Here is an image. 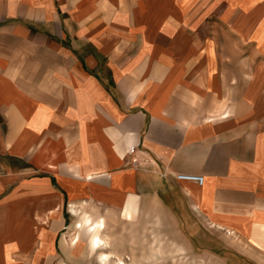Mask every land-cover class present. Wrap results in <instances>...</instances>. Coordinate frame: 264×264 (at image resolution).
Wrapping results in <instances>:
<instances>
[{
  "label": "crops",
  "instance_id": "0c3cea01",
  "mask_svg": "<svg viewBox=\"0 0 264 264\" xmlns=\"http://www.w3.org/2000/svg\"><path fill=\"white\" fill-rule=\"evenodd\" d=\"M98 221L264 232V0H0V264L91 263Z\"/></svg>",
  "mask_w": 264,
  "mask_h": 264
},
{
  "label": "rangeland",
  "instance_id": "374dc122",
  "mask_svg": "<svg viewBox=\"0 0 264 264\" xmlns=\"http://www.w3.org/2000/svg\"><path fill=\"white\" fill-rule=\"evenodd\" d=\"M87 220L88 224L93 222L90 216ZM88 224L80 225L82 230L76 240L87 244L89 235L91 248H94L92 240L98 236L103 248L101 252L100 248L92 251L93 262L86 260L83 264H264V232L243 237L203 221L198 230H188L191 235L171 236L169 244L148 245L146 237L140 243L132 242L130 229H124L125 235L114 242L115 234L101 236L98 233L103 221L96 223L95 232L88 229ZM151 238L155 242L159 237Z\"/></svg>",
  "mask_w": 264,
  "mask_h": 264
},
{
  "label": "built area",
  "instance_id": "2783aa9c",
  "mask_svg": "<svg viewBox=\"0 0 264 264\" xmlns=\"http://www.w3.org/2000/svg\"><path fill=\"white\" fill-rule=\"evenodd\" d=\"M135 150H136L135 146L130 147V152H134ZM175 178L182 181H192L198 184L202 182V176L193 173H177L175 175Z\"/></svg>",
  "mask_w": 264,
  "mask_h": 264
},
{
  "label": "bare ground",
  "instance_id": "6f19581e",
  "mask_svg": "<svg viewBox=\"0 0 264 264\" xmlns=\"http://www.w3.org/2000/svg\"><path fill=\"white\" fill-rule=\"evenodd\" d=\"M103 256H104L105 258H108V255H105V254H104Z\"/></svg>",
  "mask_w": 264,
  "mask_h": 264
}]
</instances>
